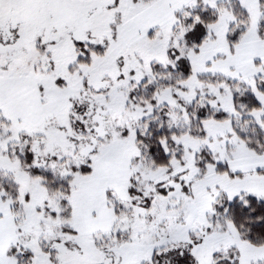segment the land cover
I'll use <instances>...</instances> for the list:
<instances>
[{"label":"snow or ice","instance_id":"snow-or-ice-1","mask_svg":"<svg viewBox=\"0 0 264 264\" xmlns=\"http://www.w3.org/2000/svg\"><path fill=\"white\" fill-rule=\"evenodd\" d=\"M0 264H264V0H0Z\"/></svg>","mask_w":264,"mask_h":264}]
</instances>
